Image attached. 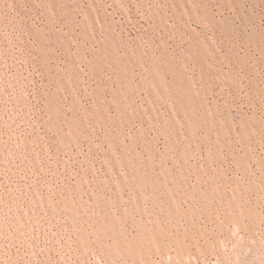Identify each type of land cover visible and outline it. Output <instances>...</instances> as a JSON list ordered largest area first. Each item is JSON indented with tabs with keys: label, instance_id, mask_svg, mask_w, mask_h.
<instances>
[{
	"label": "rangeland",
	"instance_id": "obj_1",
	"mask_svg": "<svg viewBox=\"0 0 264 264\" xmlns=\"http://www.w3.org/2000/svg\"><path fill=\"white\" fill-rule=\"evenodd\" d=\"M0 264H264V0H0Z\"/></svg>",
	"mask_w": 264,
	"mask_h": 264
},
{
	"label": "bare ground",
	"instance_id": "obj_2",
	"mask_svg": "<svg viewBox=\"0 0 264 264\" xmlns=\"http://www.w3.org/2000/svg\"><path fill=\"white\" fill-rule=\"evenodd\" d=\"M137 252V251H136Z\"/></svg>",
	"mask_w": 264,
	"mask_h": 264
}]
</instances>
